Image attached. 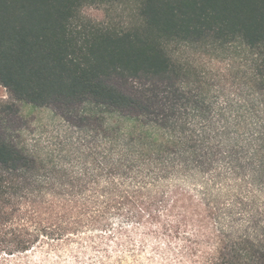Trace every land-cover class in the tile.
<instances>
[{"label": "trees", "instance_id": "1", "mask_svg": "<svg viewBox=\"0 0 264 264\" xmlns=\"http://www.w3.org/2000/svg\"><path fill=\"white\" fill-rule=\"evenodd\" d=\"M120 1L0 0L10 96L90 100L114 108L117 122L85 132L110 146H88L79 174L51 162L54 173L41 175L0 136V264H264V104L249 97V116L231 121L208 115L203 100L193 117L202 128H188L179 90L159 87L179 75L170 44L240 40L264 94V0H134L137 20L125 28L76 22L85 5ZM120 79L150 87L128 93ZM169 174L199 176L203 189L166 184Z\"/></svg>", "mask_w": 264, "mask_h": 264}, {"label": "rangeland", "instance_id": "2", "mask_svg": "<svg viewBox=\"0 0 264 264\" xmlns=\"http://www.w3.org/2000/svg\"><path fill=\"white\" fill-rule=\"evenodd\" d=\"M136 20V2L124 0L85 5L79 10L76 22L119 29L133 24ZM168 51L179 75L171 84L159 87L166 92L179 90L175 95L178 96L182 115L192 124H188V128L193 125L197 129L202 128L203 123H193V117L199 114L198 105L203 100L208 115L225 116L231 121L241 115L249 116L246 105L249 97L257 95L258 101L264 104V94L255 85V57L240 40L226 44L173 43L169 45ZM144 82L120 79L117 85L125 92L139 94L150 87L148 83L144 86ZM253 108L259 110L257 105H253ZM150 110L158 111L153 104ZM114 115V108L98 105L90 100L75 104L35 106L22 100H14L0 84V136L44 166V169L37 170L41 175L54 173L49 165L51 162L61 164V168H69L67 170L73 174L82 172L83 167L79 164L81 153L92 146L98 147L97 151L110 146L92 141L85 136V132L105 129V126L112 124ZM132 122L123 119L119 126L131 129ZM203 181L199 176L170 174L164 179V183L179 186L193 194L202 191ZM258 193L260 200L264 201V190ZM172 263L197 264L190 260ZM154 264L162 263L159 260Z\"/></svg>", "mask_w": 264, "mask_h": 264}]
</instances>
